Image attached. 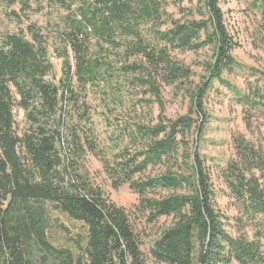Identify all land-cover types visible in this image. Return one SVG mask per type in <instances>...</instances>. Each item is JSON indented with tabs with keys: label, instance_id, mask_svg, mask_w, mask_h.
Returning <instances> with one entry per match:
<instances>
[{
	"label": "trees",
	"instance_id": "obj_1",
	"mask_svg": "<svg viewBox=\"0 0 264 264\" xmlns=\"http://www.w3.org/2000/svg\"><path fill=\"white\" fill-rule=\"evenodd\" d=\"M72 1L0 0V6L19 20L16 6L70 9ZM87 1L71 11L53 46L32 25L30 39L0 37V264H264V151L235 139L237 159L222 168L209 167L199 150L210 119L205 103L219 91L214 84L234 95L249 132L259 131L253 118L264 120V71H245L232 56L240 44L220 0H197L190 9L181 5L191 0ZM169 7L187 20L169 16ZM249 8L262 20L264 40V0H251ZM200 51L202 75L192 86L194 73L171 53ZM54 60L61 61L58 74ZM237 72L255 77L243 94L224 78ZM161 85L188 100L184 116H165ZM135 88L153 98L140 104L147 114L157 105L155 124L120 120L119 111L136 108ZM94 117L110 131L104 147ZM89 155L113 188L127 184L138 195L135 205L125 209L105 198L89 177ZM158 167L160 175H146ZM214 169L250 221L263 217L253 240L228 232ZM47 205L83 224L84 239L73 240L76 253L48 242ZM151 229L155 238L144 253Z\"/></svg>",
	"mask_w": 264,
	"mask_h": 264
},
{
	"label": "rangeland",
	"instance_id": "obj_2",
	"mask_svg": "<svg viewBox=\"0 0 264 264\" xmlns=\"http://www.w3.org/2000/svg\"><path fill=\"white\" fill-rule=\"evenodd\" d=\"M185 1L181 7L190 9L196 5L197 0ZM87 0H73L71 8L60 4L34 3L30 2L24 10L20 6H16L15 10L19 20L8 16L0 6V37L6 34L22 33L26 39H30L27 33V26L32 25L40 29L42 34L46 36L49 46L55 44L54 34L61 30L65 25L67 18L73 9L82 6ZM251 0H220V7L224 12L225 23L231 34L239 42L240 47L233 51L232 56L238 64L243 66L244 70L254 69L264 71V40L259 34V27L262 20L249 8ZM167 13L174 19L187 20L184 14L177 9L169 7ZM205 52H173L171 57L175 62L190 68L194 73L192 77V86L196 85L199 77L202 75L201 69L198 67L205 59ZM56 74L60 69L61 61L54 60ZM225 80L236 88L240 94L245 91V81L252 82L255 77H249L241 73L224 75ZM188 87V84L182 91ZM214 92L208 97L205 107L210 116L200 144V154L205 158L209 167L213 165L225 167L229 161L236 160V151L234 140L243 138L246 142L258 149L264 151V120L253 118V127L257 132L251 133L247 130L243 120V108L236 104L234 95L222 87L214 84ZM133 102L136 108L126 107L119 111V118L123 124L130 125L139 121L147 124L151 120V124H155L158 111L157 105H153L151 115L141 107L144 100H153L150 94H144V90L135 88L132 90ZM160 96L164 103L165 116L169 119H176L186 114L188 108V100L183 98V94L177 90L167 86H160ZM15 122L19 129L25 126L23 113L19 110L14 114ZM96 136L99 144L104 147L105 139L110 132L104 127L98 117H94ZM260 132V133H259ZM87 167L89 177L95 186H98L105 198L119 207L130 209L138 201V195L135 194L127 184H123L117 189L112 187L107 172L102 167L101 162L94 156H87ZM163 172L162 168L149 169L147 176H158ZM212 180L218 190L217 205L218 208L229 218L227 225L228 232L233 238L241 236L248 240H253L255 229L258 224H262L263 217L259 216L254 222L244 214L240 204L229 194L217 170H213ZM168 192H162L160 195H166ZM49 215V227L46 230L48 242L55 248H66L74 253L76 250L73 246V240L78 237L84 239L85 228L82 223L71 220L65 214L56 211L51 205H47ZM148 238L144 241V253L150 242L155 238V230L148 231ZM263 252L264 241L262 240ZM38 264H42L40 261ZM233 264H238L233 262Z\"/></svg>",
	"mask_w": 264,
	"mask_h": 264
}]
</instances>
